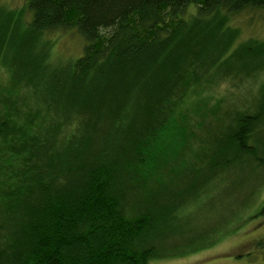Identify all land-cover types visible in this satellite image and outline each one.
I'll return each instance as SVG.
<instances>
[{
	"label": "trees",
	"instance_id": "trees-1",
	"mask_svg": "<svg viewBox=\"0 0 264 264\" xmlns=\"http://www.w3.org/2000/svg\"><path fill=\"white\" fill-rule=\"evenodd\" d=\"M25 5L29 19L0 6V66L13 84L8 101L0 94V264L170 258L159 245L180 223L183 191L234 164L264 167V81L234 108L213 95L264 77V40H239L234 26L264 0ZM70 28L82 55L40 89L45 37Z\"/></svg>",
	"mask_w": 264,
	"mask_h": 264
},
{
	"label": "rangeland",
	"instance_id": "rangeland-1",
	"mask_svg": "<svg viewBox=\"0 0 264 264\" xmlns=\"http://www.w3.org/2000/svg\"><path fill=\"white\" fill-rule=\"evenodd\" d=\"M0 6L21 12L24 19L30 17L25 0H0ZM194 11L193 7H189L186 14ZM234 26L240 31L239 40H264L262 11L241 13L234 18ZM45 41L48 50L43 67L47 71L45 74L37 72L33 77L40 89L51 72L67 68L72 60L81 56L84 45L74 28L47 35ZM6 55L10 56L7 52L5 59ZM262 81L264 77L252 79L238 89L223 85L213 90V95L222 98L223 102L229 100L234 103L231 105L234 108L239 106L242 96L246 99L252 97ZM12 85L7 72L0 66V94L4 103L8 101ZM28 99L34 100L29 96ZM202 130V125L194 127L189 133L191 139L198 140ZM176 145V149L183 148L184 153L189 150L185 145ZM3 164L10 166L12 158L6 159ZM229 169L218 170L194 191L182 192L181 202L173 205L177 208L174 216L180 222L176 226L178 232L172 233L167 241L159 245V249L170 258L158 259L151 264H264V167L252 168L245 161ZM5 184V178L0 177V208L3 204L1 191ZM145 188L151 189L150 186ZM132 203H135L133 195L127 203L128 208Z\"/></svg>",
	"mask_w": 264,
	"mask_h": 264
}]
</instances>
